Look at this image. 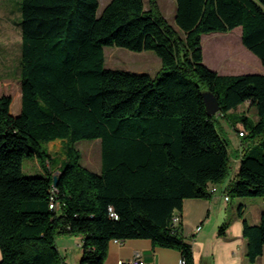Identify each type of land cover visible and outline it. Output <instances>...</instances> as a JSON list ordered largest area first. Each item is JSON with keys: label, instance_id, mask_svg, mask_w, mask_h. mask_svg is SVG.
<instances>
[{"label": "trees", "instance_id": "trees-1", "mask_svg": "<svg viewBox=\"0 0 264 264\" xmlns=\"http://www.w3.org/2000/svg\"><path fill=\"white\" fill-rule=\"evenodd\" d=\"M99 9V0H22L21 112L0 97V264H66L60 236L83 238L80 264H105L111 242L131 239L195 264L184 201L211 199L231 170L205 92L222 117L243 125L241 164L225 194L264 199V74L221 75L204 63L202 46L203 35L240 27L241 41L228 38L226 50L242 52V42L264 65V0H176L177 28L158 0ZM106 47L154 51L162 68L155 76L106 68ZM243 105L258 120L237 115ZM84 139L101 140L99 173L80 162L75 144ZM57 140L61 162L48 149ZM26 158L45 175L26 176ZM243 233L254 262L264 251V213L257 225L244 221Z\"/></svg>", "mask_w": 264, "mask_h": 264}, {"label": "rangeland", "instance_id": "rangeland-1", "mask_svg": "<svg viewBox=\"0 0 264 264\" xmlns=\"http://www.w3.org/2000/svg\"><path fill=\"white\" fill-rule=\"evenodd\" d=\"M111 0H99V14L110 3ZM148 6V0H144ZM22 0H0V97L9 95L12 97L11 108L16 112L21 102V79L20 64L22 59ZM159 8L168 22L176 27V0H158ZM224 36V37H223ZM242 30L236 28L228 33L206 34L202 37V46L204 50V63L211 68V64L223 67H230L231 70L239 74L258 73L264 74V65L259 58V66L247 57L250 51L244 47L241 42L242 52L226 50L224 43L227 39L234 37L241 41ZM219 38V39H218ZM105 67L109 69H120L134 73H147L155 76L162 68L161 59L154 51L134 52L126 48L106 47L105 48ZM212 69V68H211ZM237 115H248L254 120H258L256 109L248 105L241 106ZM218 128L222 135L228 140L229 156L231 160L230 175L223 186H228L236 177L242 159L243 138L239 136V130L243 129L242 124L234 127L225 117L218 116ZM240 146V147H239ZM75 148L81 155V164L90 171L99 173L102 168V143L100 139H84L75 144ZM240 148V150H239ZM53 160L61 162L64 159V143L57 140L48 146ZM50 166V165H49ZM53 165V172L56 170ZM23 171L26 176L45 175L43 168L38 161L32 158H26L23 165ZM75 238V236H73ZM67 261L66 264H71Z\"/></svg>", "mask_w": 264, "mask_h": 264}, {"label": "crops", "instance_id": "crops-1", "mask_svg": "<svg viewBox=\"0 0 264 264\" xmlns=\"http://www.w3.org/2000/svg\"><path fill=\"white\" fill-rule=\"evenodd\" d=\"M247 57L259 66V59L257 60L254 54L247 52ZM211 68L221 75H242L230 67L221 68L211 64ZM21 106L22 95L19 109L15 112L11 108V113L18 115ZM226 188L227 186L224 187L223 184L216 186V192L211 199L184 201L181 213L183 236L193 247L195 264H264V251L254 262L248 260V242L243 233L244 221L251 225L260 223L264 213V199L260 197L226 199ZM224 224L227 225L226 233L221 236L219 229ZM200 226L201 230L197 231ZM82 243L81 236L57 238L58 249L66 263L71 261V264H80ZM134 259H139L140 264L182 263L181 253L175 249L154 247L147 239H131L122 243L111 242L105 264H118L120 261L129 263Z\"/></svg>", "mask_w": 264, "mask_h": 264}, {"label": "water", "instance_id": "water-1", "mask_svg": "<svg viewBox=\"0 0 264 264\" xmlns=\"http://www.w3.org/2000/svg\"><path fill=\"white\" fill-rule=\"evenodd\" d=\"M206 110L208 115L214 116L220 112V103L216 96H214L211 92H205L203 94ZM58 179L55 178L54 185L57 186Z\"/></svg>", "mask_w": 264, "mask_h": 264}, {"label": "built area", "instance_id": "built-area-1", "mask_svg": "<svg viewBox=\"0 0 264 264\" xmlns=\"http://www.w3.org/2000/svg\"><path fill=\"white\" fill-rule=\"evenodd\" d=\"M216 115H218V116H222L220 113H218V114H216ZM242 135H243V134L240 133V136H242ZM215 192H216V187L212 189V193L214 194ZM226 199H229V197L226 196ZM51 208H55V205L52 204V205H51ZM112 216L115 217V218H117L116 214L113 213V212H112ZM179 220H180L179 217L175 218V222H178ZM200 230H201V226L197 228V231H200ZM116 242H118V241H116ZM118 243H122V242H118ZM118 264H140V262H139V259H134L133 261H131V262H129V263H126V262H124V261H120ZM181 264H186L185 260H182V263H181Z\"/></svg>", "mask_w": 264, "mask_h": 264}]
</instances>
